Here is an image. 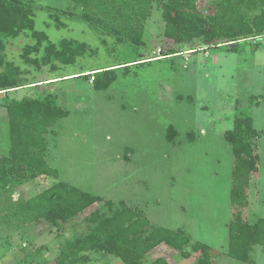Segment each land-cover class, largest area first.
<instances>
[{"label": "rangeland", "instance_id": "rangeland-1", "mask_svg": "<svg viewBox=\"0 0 264 264\" xmlns=\"http://www.w3.org/2000/svg\"><path fill=\"white\" fill-rule=\"evenodd\" d=\"M34 1L61 9L70 6L67 0ZM198 6L212 11L211 0H199ZM63 20L66 28L47 27L48 14L37 10L36 30L47 33L54 43L86 42L93 54L71 65L58 64L55 71L33 69L21 59L23 48L34 43L29 33L6 41L7 59L22 68L25 79L23 87L8 92V100L51 93L68 112L46 136L47 162L59 171V181L141 209L152 225L185 230L192 243L211 248L213 264H249L227 255L228 226L235 211L231 203L235 158L225 133L233 129L235 117L245 113L261 134L259 169L247 190L249 204L242 209L244 219L254 223L264 218V38L239 44L237 52L226 45L206 49L198 41L176 44L164 36L157 2L146 24V47L136 56L111 38H106L107 49L84 23ZM171 51L176 53L167 54ZM109 67L115 69V82L96 90L85 74L96 76ZM6 103L5 96L0 97V156L10 149ZM172 126L178 131L175 142L167 137ZM55 182L40 177L2 193L0 216ZM100 207L92 206L60 228L46 222L19 232L0 228V264H18L38 251L53 261L65 239L87 231L85 217ZM199 255L184 259L177 250L161 245L146 262L165 257L171 264H196ZM252 259L264 264V247L256 246ZM93 264L123 263L98 256Z\"/></svg>", "mask_w": 264, "mask_h": 264}, {"label": "trees", "instance_id": "trees-1", "mask_svg": "<svg viewBox=\"0 0 264 264\" xmlns=\"http://www.w3.org/2000/svg\"><path fill=\"white\" fill-rule=\"evenodd\" d=\"M70 6L61 9L38 4L34 0H0V92H5L9 124L10 149L0 156V196L14 187L40 177L55 179L52 186L20 203L0 216V228L19 232L27 226L46 222L60 228L94 205L102 207L91 212L84 221L87 231L65 239L53 261L39 256L17 261L18 264H93L98 256L114 257L123 264H171L165 257L146 262L147 256L161 245L177 250L184 259L200 254L196 264H213L211 248L192 243L191 236L182 229L171 230L152 225L143 210L105 200L70 183L59 181V171L47 162L48 141L58 120L68 116L57 95L40 98L24 97L8 100V92L24 86V71L7 59L6 41L29 33L33 44L26 45L21 59L29 68L51 71L58 64L71 65L94 49L86 42L62 39L50 40L47 33L36 30L37 10H44L57 29L66 28L63 19L88 25L97 33L100 43L107 47L106 38L133 50L141 56L146 47L144 34L152 16L154 4L161 5L165 23L164 36L176 44L200 42L203 48L229 46L237 52L241 43H254L264 38V0H211L212 11L199 9V0H67ZM257 44V43H256ZM109 49V47H107ZM176 52H168L167 54ZM168 56V55H166ZM116 80L115 69L97 72L93 86L96 90L109 88ZM178 131L168 128L167 137L175 142ZM261 134L254 127L250 114L240 113L234 127L225 133L231 146L235 166L231 189V203L235 209L228 226V257L255 264L252 253L256 246L264 247V218L254 223L246 221L242 209L249 204L247 190L258 172L260 161L257 141ZM191 247V251L189 250Z\"/></svg>", "mask_w": 264, "mask_h": 264}, {"label": "built area", "instance_id": "built-area-1", "mask_svg": "<svg viewBox=\"0 0 264 264\" xmlns=\"http://www.w3.org/2000/svg\"><path fill=\"white\" fill-rule=\"evenodd\" d=\"M95 74H96V72H90V73H87L85 75L89 77L90 82H94L95 81ZM0 93H2V92H0Z\"/></svg>", "mask_w": 264, "mask_h": 264}, {"label": "water", "instance_id": "water-1", "mask_svg": "<svg viewBox=\"0 0 264 264\" xmlns=\"http://www.w3.org/2000/svg\"><path fill=\"white\" fill-rule=\"evenodd\" d=\"M4 96H5V93L4 92L0 93V97L1 98L4 97Z\"/></svg>", "mask_w": 264, "mask_h": 264}, {"label": "crops", "instance_id": "crops-1", "mask_svg": "<svg viewBox=\"0 0 264 264\" xmlns=\"http://www.w3.org/2000/svg\"><path fill=\"white\" fill-rule=\"evenodd\" d=\"M70 77H72V76H70ZM65 78V77H64Z\"/></svg>", "mask_w": 264, "mask_h": 264}]
</instances>
